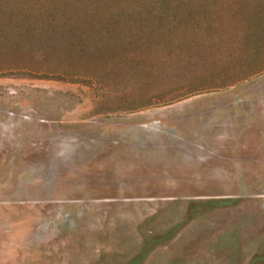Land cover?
Segmentation results:
<instances>
[{
  "label": "rangeland",
  "instance_id": "374dc122",
  "mask_svg": "<svg viewBox=\"0 0 264 264\" xmlns=\"http://www.w3.org/2000/svg\"><path fill=\"white\" fill-rule=\"evenodd\" d=\"M95 1L0 0V264H264V0Z\"/></svg>",
  "mask_w": 264,
  "mask_h": 264
},
{
  "label": "trees",
  "instance_id": "16d2710c",
  "mask_svg": "<svg viewBox=\"0 0 264 264\" xmlns=\"http://www.w3.org/2000/svg\"><path fill=\"white\" fill-rule=\"evenodd\" d=\"M88 2V0H84ZM97 5L93 6V10L99 11L102 9H111L115 7L125 11L124 16L130 20L129 24H134L133 29L135 30H168L173 27L176 23H183L192 14H196L199 11L204 10L208 6L215 4L216 0H130L117 1V4H110L107 0L95 1ZM123 2V4H122ZM69 2L65 1V4ZM70 5V4H69ZM76 11H72L75 13ZM95 15V14H94ZM81 18V15H77Z\"/></svg>",
  "mask_w": 264,
  "mask_h": 264
}]
</instances>
